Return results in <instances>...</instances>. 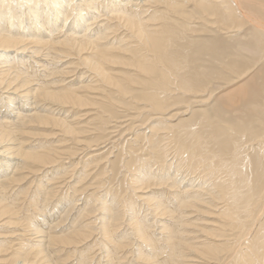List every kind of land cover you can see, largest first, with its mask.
<instances>
[{"label":"bare ground","instance_id":"1","mask_svg":"<svg viewBox=\"0 0 264 264\" xmlns=\"http://www.w3.org/2000/svg\"><path fill=\"white\" fill-rule=\"evenodd\" d=\"M261 64L264 0H0V264H53L52 252L71 257L83 243L79 264H91V244L102 250L94 264H264ZM244 79L227 118L201 108L173 122L180 103L203 105ZM90 110L97 133L84 140L79 117ZM119 111L132 134L94 165L98 191L82 188L78 209L74 188L71 205L58 200L36 225L41 196L45 207L62 191L49 186L58 169L46 168L76 157L67 141L111 144ZM17 227L40 240L22 237L10 257L4 242Z\"/></svg>","mask_w":264,"mask_h":264},{"label":"rangeland","instance_id":"2","mask_svg":"<svg viewBox=\"0 0 264 264\" xmlns=\"http://www.w3.org/2000/svg\"><path fill=\"white\" fill-rule=\"evenodd\" d=\"M213 47H214V49L216 50V48L218 49L219 48V45L218 44H216V45H212ZM26 55L27 56H30V54L28 53H26ZM258 68H260L261 70H258ZM257 69H256V71L258 70V74L257 75H259V76H263L264 75V67L262 66V64H261V66H259ZM231 76V79H233L234 78V76L233 75H230ZM245 81V79L244 80H241V81H239V82H237V83H233V84H231V85H229V86H227V87H225V88H222V89H214L213 90V92H212V96H211V99H210V101H207L206 103H204L203 105H199V103H197V102H195V103H192L191 105H189V109L187 110L185 107H183L184 105H187V104H190V103H186V102H182V103H180V105L182 104V108L180 109L181 111L180 112H183V111H185L184 112V114L183 115H179V116H176L174 119H173V122L175 121V122H177V121H179L181 118H182V116L183 117H185V118H193V117H195V115H197V112H198V110H200L201 108H205V113H207L211 118H214L215 116H217V117H221V118H223V119H225V118H227L229 115H226L225 114V108H224V102L225 101H227L229 98H231V96L232 95H234L235 93H237L238 91H235L233 94H229V92L231 91V90H233V89H235V88H237L241 83H243ZM222 84V83H221ZM6 94V95H5ZM5 94H3V98H7L6 96H7V93H5ZM196 96H191V99H196L195 98ZM209 97V94H202V95H199L198 97H197V99H205V98H208ZM178 106V105H177ZM191 108V109H190ZM121 109H123V108H120L119 110H121ZM177 110H170V112H169V114H171V113H174V112H176ZM91 112V113H90ZM122 112V111H121ZM120 111H119V115H120V117L119 118H114V120L112 121V123H110L109 124V127L111 126V124H112V126L107 130V136L105 137L106 139H108V138H111L112 140H111V144H108V142H106V143H102L99 147H98V149H96V146H92V147H90V148H87L86 147V144H82V145H80L79 146V149L77 148L78 146H77V143H79V142H75V141H73V142H69V141H67V143H65L66 145H64V146H72V150H74V151H76V157H74L71 161L72 162H69L70 160L67 158L66 159V161H64L65 163L64 164H62V165H58V163H56V164H53L52 166H50V167H48V168H46V171H49L50 169L52 170L54 167H55V169H58V173H60V174H58L57 176L55 175V177H56V179L55 180H53V182L51 181L50 183H49V186L50 187H53V186H55L56 188L58 187H60V189H62V191H56V192H58L57 193V196L56 197H54L52 200H50V202L44 207V201H42L43 199H44V197L43 196H41V199H39L40 200V202H42V203H37L36 205H35V207L36 208H42L43 210H39V211H37V213H35V214H39V216H38V219L40 220H38V222H40V223H38L36 220L34 221V223L36 224V225H38V224H42V217H43V214L42 213H44L45 212V210L44 209H46L47 208V210L48 211H50L51 212V214L54 212V209H52V208H54V205L57 203V201L58 200H62V202L63 201H66V203L64 204L65 206L67 205H71L70 204V202L72 203V200H74L75 201V203H76V207H78V206H80V208L78 207V209H82V202H84V200L86 199L85 197H86V195H83L84 194V192L86 193V194H88L89 192H96V191H98L97 189L100 187L99 185H101V184H99V183H97L98 182V180H99V178H100V175H97V171L99 170L98 168H96V170L94 169V165L95 164H97V162H104L105 161V156L107 155V152H109L108 151V149L110 150V148L112 147V145L114 144V143H117V142H124L125 141V139L126 138H128V137H130V134H132V133H129V131H131V130H127V127L128 126H130V119H132V118H130V116L127 118L126 117V115L127 114H129V112H126V111H123L124 113H121ZM133 112V111H132ZM135 112V111H134ZM146 112H148V111H146ZM146 112L145 113H142V117L141 116H137L136 115V124L135 125H139L140 123H141V118H145L146 117ZM122 114V115H121ZM145 114V115H144ZM92 115V116H91ZM144 115V116H143ZM159 116V114H156V115H153L152 116V118H154V117H156V116ZM90 116V117H89ZM166 116H169V115H166ZM86 117H89V118H86ZM97 117V114H96V111H94V110H90L89 112H87V113H81V115H80V121H81V123H80V126H84V128L85 129H88V130H90L91 129V131H90V133L88 134V132H85L84 134H82L81 135V137H83L82 139H88V140H91L90 138H89V136L90 135H93V134H96L97 132H95V133H93V131H92V128H95V126L93 125L94 124V122L96 121V118ZM126 117V118H125ZM139 117V118H138ZM79 118H78V120H79ZM91 118V119H90ZM121 118H123V119H121ZM125 118V119H124ZM137 118H138V120H137ZM177 118H178V120H177ZM82 119V120H81ZM140 119V120H139ZM176 119V120H175ZM88 120V121H87ZM93 120V121H92ZM118 120H119V122H118ZM120 120H121V122H120ZM127 120V121H126ZM143 120V119H142ZM129 121V122H128ZM137 121H138V123H137ZM116 122V123H115ZM89 123V124H88ZM114 123V124H113ZM124 124V125H123ZM92 125V126H91ZM146 125V124H145ZM115 126V127H114ZM131 127H134V125L133 126H131ZM142 128H144V127H142ZM115 129V130H114ZM117 129V130H116ZM96 131V130H95ZM119 132V133H118ZM126 132V136H124L125 133ZM124 134V135H123ZM83 135H85V136H83ZM124 136V137H123ZM59 137V138H58ZM121 137H123V139L124 140H122V138ZM126 137V138H125ZM103 139V140H106V139ZM121 138V139H120ZM59 139H63V137H61L60 135H57V137H54L53 138V140H59ZM81 139V140H82ZM52 139L50 140V141H53ZM70 143V144H69ZM53 145H60V142L59 141H57V142H54V143H52ZM69 144V145H68ZM106 144H108L107 146H105ZM84 145V146H83ZM117 145V144H116ZM103 146H105V147H103ZM109 146V147H108ZM120 147V146H119ZM92 148V149H91ZM100 148V149H99ZM107 149V150H106ZM116 149V148H115ZM80 150V151H79ZM82 150H84V151H82ZM82 151V152H81ZM86 151H87V154H86ZM102 151H103V153H102ZM116 151V150H115ZM78 152V153H77ZM79 152H81V154L79 153ZM90 152V153H89ZM95 152V153H94ZM102 153V154H101ZM79 154V155H78ZM89 155V156H88ZM113 155V154H112ZM111 154L109 155V156H112ZM93 156V157H92ZM76 158V159H75ZM89 159V160H88ZM93 160V162H91L90 160ZM97 159H98V161H97ZM100 159V160H99ZM78 162H77V161ZM74 161V162H73ZM88 162H90V163H92V164H90V163H88ZM95 162V163H94ZM66 163H68V164H66ZM85 163H87L88 165L86 166V167H84L83 166V164H85ZM71 164H73V165H71ZM75 164H77V165H75ZM75 166H78V167H76L75 168ZM81 168H80V167ZM83 166V167H82ZM88 166H89V168H88ZM56 167H58V168H56ZM74 167V168H73ZM91 167H93V169H91ZM50 168V169H49ZM65 168V169H64ZM70 168H72V169H70ZM48 169V170H47ZM75 169V170H74ZM50 170V171H51ZM69 170V171H68ZM72 170V171H71ZM80 170H82V172L80 171ZM85 170V171H84ZM88 170H91V172L90 171H88ZM42 171H44V168L42 169ZM41 171V173H39V175L40 174H42L43 172ZM45 171V172H46ZM78 171H79V173H78ZM83 171H84V173H83ZM123 171V170H122ZM64 172V173H63ZM77 172V173H76ZM43 174H45V173H43ZM65 175H66V177H65ZM83 175V176H82ZM41 176V175H40ZM61 176V178H59V177ZM122 175H120V174H118V177H117V179H114L113 180V183L115 184L116 182H118V180H119V182L120 181H122L123 179H119L120 177H121ZM58 177V178H57ZM64 177V179L66 180V182L64 183V179H62ZM82 177H83V179H82ZM87 177V178H86ZM76 178V179H75ZM98 180H97V179ZM42 178H40V180H41ZM61 179V180H60ZM39 180V181H40ZM90 180V181H89ZM116 181V182H115ZM54 182H55V185H54ZM63 182V183H62ZM78 182H80V184L78 183ZM96 182V183H95ZM53 183V184H52ZM70 183V184H69ZM85 183V184H84ZM66 184V185H65ZM76 185V186H75ZM79 185V186H78ZM94 185V186H93ZM67 188H66V187ZM78 186V187H77ZM87 186V188L85 189V187ZM97 186V187H96ZM69 187V188H68ZM95 187V189H93ZM74 188H78V189H80L77 193H76V196L75 197H73V199L72 200H70V201H67V200H69L68 198V195H72L73 194V189ZM82 188H84V190L82 191L83 192V194H81L82 192H81V189ZM64 190V191H63ZM69 192H68V191ZM73 190V191H72ZM90 190V191H89ZM69 194H68V193ZM80 192V193H79ZM88 192V193H87ZM63 193V194H62ZM101 193H103V192H101ZM137 193V192H136ZM80 194V195H79ZM140 194H143V192H140ZM137 195V194H136ZM144 195V194H143ZM85 196V197H84ZM131 196V194L129 195V197ZM82 198V199H81ZM85 198V199H84ZM132 198H134L133 196H132ZM65 199V200H64ZM75 199H78L77 201L75 200ZM84 199V200H83ZM81 201V202H80ZM138 201L139 202H141V201H143V200H139L138 199ZM69 202V203H68ZM80 202V203H79ZM52 203V204H51ZM54 203V204H53ZM142 203V202H141ZM40 206H39V205ZM63 204H60V209H61V206L63 207L64 206ZM64 206V207H65ZM44 207V208H43ZM48 207H49V209H48ZM52 209V210H51ZM41 211V212H40ZM36 212V211H35ZM40 212V213H39ZM148 212V211H147ZM63 213V212H62ZM75 212H73V213H71V217H72V214H74ZM95 213V214H94ZM91 216H93V218H91V220H93V219H95V217L94 216H96V215H98L97 214V212H94ZM142 213H144V212H142ZM50 214V213H49ZM147 214V213H146ZM75 215V214H74ZM41 216V217H40ZM55 218V214L52 216H50V217H48L47 219L48 220H51L52 221V219H54ZM58 220V219H57ZM57 220H55L54 222H57ZM87 220V219H86ZM90 220V219H89ZM88 221V220H87ZM69 222H71V219L68 221V222H65L64 224H62V225H60V226H58V228H57V230H59L58 232L60 233V230L61 229H63V228H66V226H69ZM34 224V225H35ZM45 224V223H44ZM65 225V226H64ZM4 228L5 227V225H4V227L3 226H0V228ZM61 227V228H60ZM2 230H7V228L6 229H2ZM17 232H15L14 234H13V237H11V239H13L12 240V242H10V243H5L4 242V246H7V247H11V250H10V257L13 255V253H14V251H16L17 249H18V246L20 245L19 243H23V241L21 240V238L23 237V238H25L27 241H29V239H33L34 237H35V234H34V232L32 231V233H31V231H28V232H26L25 234H24V232L23 231H21V230H19L18 229V227L15 229ZM57 230H55V232L56 233H58L57 232ZM62 231V230H61ZM31 234H30V233ZM0 233H1V230H0ZM22 234L21 235V237H20V235H18V234ZM8 234H10V233H8ZM12 234V233H11ZM16 234V235H15ZM26 234H28L27 236H26ZM15 235V236H14ZM24 235V236H23ZM32 235H34V236H32ZM19 237V239H17L18 237ZM32 237V238H30V237ZM14 237H16L15 239H14ZM27 237V238H26ZM29 237V238H28ZM37 238V239H36ZM9 240H11L10 238H8ZM40 240V238L39 237H35L33 240H35L34 242H37L36 240ZM21 241V242H20ZM88 244H91V242L90 243H88ZM87 244V245H88ZM15 245V246H14ZM92 245V244H91ZM91 245H88V246H90L89 248V251H87L88 250V247L86 248L87 250L86 251H84V249H82L81 251H84V257H85V255H87L88 253V258L85 260V262H91V264H94L93 263V261L95 262L96 260H98L97 258H98V254H100L98 251H102V250H100L99 248H100V246L99 245H97L96 247L95 246H91ZM135 245V244H134ZM133 245V246H134ZM17 247V248H16ZM78 247L79 248H77V249H79V250H77L78 252H76L73 256H69V254H70V252L71 251H68L69 250V248H66L65 250L63 249L61 252L60 251H58L56 254H54V252H52L53 253V255H54V257H52V259H51V263H53L54 264V261L56 262V261H58V264H79L80 263V260H78L82 255H80L79 253H80V249L81 248H83V247H86V244H79L78 245ZM93 247H95L94 249H93ZM13 248L15 249V250H13ZM74 248V247H73ZM72 248V249H73ZM56 249V247H53L52 248V250L51 251H54ZM58 249H60V248H58ZM95 250V251H94ZM94 251V252H93ZM86 252V253H85ZM91 252V253H90ZM98 252V253H97ZM96 253V254H95ZM135 253V252H134ZM134 253L132 254V256L135 258V255H134ZM79 254V255H78ZM68 257V258H67ZM91 257H92V259H91ZM97 257V258H96ZM131 257V256H130ZM132 257V258H133ZM51 258V257H50ZM73 258V259H72ZM76 259V260H75ZM91 259V260H90ZM223 260H224V258H222ZM54 260V261H53ZM67 260V261H66ZM71 262H70V261ZM76 262V263H75ZM77 262H79V263H77ZM44 264V263H43Z\"/></svg>","mask_w":264,"mask_h":264}]
</instances>
